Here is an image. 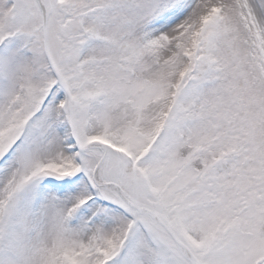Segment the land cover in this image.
I'll list each match as a JSON object with an SVG mask.
<instances>
[{"label": "snow or ice", "instance_id": "1", "mask_svg": "<svg viewBox=\"0 0 264 264\" xmlns=\"http://www.w3.org/2000/svg\"><path fill=\"white\" fill-rule=\"evenodd\" d=\"M0 264H264V0H0Z\"/></svg>", "mask_w": 264, "mask_h": 264}]
</instances>
